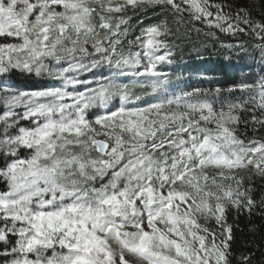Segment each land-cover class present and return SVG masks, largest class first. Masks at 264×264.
Here are the masks:
<instances>
[{
  "label": "snow or ice",
  "instance_id": "snow-or-ice-1",
  "mask_svg": "<svg viewBox=\"0 0 264 264\" xmlns=\"http://www.w3.org/2000/svg\"><path fill=\"white\" fill-rule=\"evenodd\" d=\"M192 32L249 77L182 66ZM254 216L264 0H0V264H264Z\"/></svg>",
  "mask_w": 264,
  "mask_h": 264
},
{
  "label": "trees",
  "instance_id": "trees-1",
  "mask_svg": "<svg viewBox=\"0 0 264 264\" xmlns=\"http://www.w3.org/2000/svg\"><path fill=\"white\" fill-rule=\"evenodd\" d=\"M198 27H203V25H197ZM247 41V38H244ZM220 40L224 42H233L231 37L224 36L220 34ZM215 43V47H212L211 44ZM208 44L209 47L202 48L201 45ZM248 51L253 52V46L251 42H248L247 45ZM194 49H200L199 54ZM231 53L227 49H222L219 43L210 40L207 38L204 33L197 34L192 32L191 37L185 43L181 44V47L177 49L176 56L177 60L180 61V64L186 67L189 70L195 71L196 69L208 70L210 74L216 75L219 79L239 81L240 79H247L250 75V70L247 67H244V62L239 61L238 58L233 57L232 65L228 66L224 60V57L230 55ZM258 58V53H256ZM202 57L201 58H198ZM182 57V59H181ZM239 62L238 65L235 62ZM187 75V72H185ZM202 87H209L212 85L202 84L198 85ZM239 95V94H237ZM236 211L233 209L229 213V223L233 222V218L236 217ZM248 216L247 214H242L237 221L239 223L240 229H243V232L238 231L237 235L240 237L241 241L249 239L248 235ZM252 222L256 224L264 223L261 221L259 216H254Z\"/></svg>",
  "mask_w": 264,
  "mask_h": 264
},
{
  "label": "rangeland",
  "instance_id": "rangeland-1",
  "mask_svg": "<svg viewBox=\"0 0 264 264\" xmlns=\"http://www.w3.org/2000/svg\"><path fill=\"white\" fill-rule=\"evenodd\" d=\"M235 64H236V65H238V64H239V62H237V61H236V62H235Z\"/></svg>",
  "mask_w": 264,
  "mask_h": 264
}]
</instances>
